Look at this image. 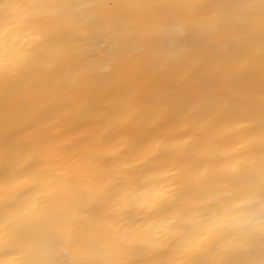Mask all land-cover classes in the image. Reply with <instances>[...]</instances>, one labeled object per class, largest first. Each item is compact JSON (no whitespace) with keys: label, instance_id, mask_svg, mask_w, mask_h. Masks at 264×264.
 Wrapping results in <instances>:
<instances>
[{"label":"clouds","instance_id":"obj_1","mask_svg":"<svg viewBox=\"0 0 264 264\" xmlns=\"http://www.w3.org/2000/svg\"><path fill=\"white\" fill-rule=\"evenodd\" d=\"M225 37L242 56L213 58ZM138 72L158 106L165 81L220 82L202 103L242 123L239 147L193 138L158 159L149 171H169L157 183L174 195L152 205L143 172L84 160L34 169L0 191V264H264V0H0V106L54 81L131 98Z\"/></svg>","mask_w":264,"mask_h":264},{"label":"bare ground","instance_id":"obj_2","mask_svg":"<svg viewBox=\"0 0 264 264\" xmlns=\"http://www.w3.org/2000/svg\"><path fill=\"white\" fill-rule=\"evenodd\" d=\"M221 43L214 59L243 55L239 42L225 37ZM134 79L131 98L111 84L73 88L54 81L0 106V191L28 183L34 169L80 160L96 172L136 170L157 183L163 175L149 171L155 162L175 158L193 138L203 147L217 142L239 147L242 123L202 103L207 88L222 87L214 78L196 73L189 84L165 81L163 106L149 86L150 73L138 72Z\"/></svg>","mask_w":264,"mask_h":264},{"label":"snow or ice","instance_id":"obj_3","mask_svg":"<svg viewBox=\"0 0 264 264\" xmlns=\"http://www.w3.org/2000/svg\"><path fill=\"white\" fill-rule=\"evenodd\" d=\"M163 176L169 175V171L165 170L160 173ZM144 197V202L150 205L156 204L157 202L170 200L173 198V192L171 188L163 183H154L151 178L145 179V189L141 193ZM30 208H34L33 205L29 206ZM200 241H187L184 243L183 248L181 250V255H186L191 252L194 247L199 245Z\"/></svg>","mask_w":264,"mask_h":264}]
</instances>
